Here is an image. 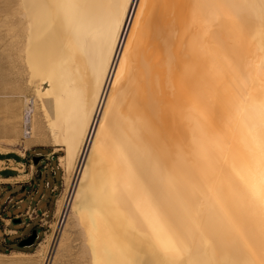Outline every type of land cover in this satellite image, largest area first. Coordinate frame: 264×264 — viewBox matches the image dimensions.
Returning <instances> with one entry per match:
<instances>
[{"label":"bare ground","instance_id":"obj_1","mask_svg":"<svg viewBox=\"0 0 264 264\" xmlns=\"http://www.w3.org/2000/svg\"><path fill=\"white\" fill-rule=\"evenodd\" d=\"M14 3L12 93L43 74L76 113L54 149L68 175L85 157L73 215L89 264H264V0ZM55 98L48 124L64 121ZM24 112L23 149L45 145Z\"/></svg>","mask_w":264,"mask_h":264},{"label":"rangeland","instance_id":"obj_2","mask_svg":"<svg viewBox=\"0 0 264 264\" xmlns=\"http://www.w3.org/2000/svg\"><path fill=\"white\" fill-rule=\"evenodd\" d=\"M11 3H14V0H0V148L4 150L0 152V160H4V163L1 164V167L14 168L16 167L15 166L16 164H14L13 162L15 160L17 162H22L26 164L27 166H29L30 170L33 169L34 171H38L40 169L39 167H37L39 163L37 165L33 164L31 156H36L35 154L44 155L48 151L51 152L54 149V143H56V141L64 144L65 143L64 141L67 140L66 138L69 135L68 133H70L71 127L73 126L72 121L74 119L77 120V118H76V113L72 114V111H70L71 113L70 116L73 117L72 115H75V118L73 117L72 121L70 120L71 118H69L70 116L69 117L65 116L67 114L63 112H62L63 114L62 113L61 114L64 116L59 114L61 112L60 110L61 107L60 104L57 103V98L61 99L62 95L59 90H53V91L51 90L52 92L49 91L48 94H45L46 93L45 90L50 88L48 87V84H42V79L44 78L43 74H37L36 76H34L35 77L34 79L27 77V79L24 80L23 83H20V88H21L20 91L18 93H12L13 91L11 89V85L9 84V55L11 48L10 31L13 25L16 26V29L20 30L21 22L18 19L16 23L13 24V19H12L13 11L17 10L19 7L16 6L15 3L13 5ZM12 6H14V8ZM127 38L128 37H126V39ZM77 91L78 93H80L79 95L77 93L78 95L77 97L80 98L81 94L82 93L84 94V90L78 89ZM109 92H110V88H109ZM47 96L51 99H54V97H56L55 98L56 101L54 102L53 100L54 103L52 104V106L55 107L57 106L56 108L53 107L55 110V115L56 112L59 110L60 112L57 113L58 115H61L62 118H64V121L60 117V120L50 121L51 123L48 124V121L44 117V113H43V100ZM81 97L82 98H80V100L83 99V96ZM25 98L29 100V103L27 105L25 103ZM58 101L60 102V100ZM28 106L34 109V114L37 119L36 121L37 130L40 136L43 138V140L45 141L47 140L48 142L46 141L45 145H36L24 150L23 149L24 139L22 137V134H24L23 132L24 130L26 131V128L23 127L22 121L25 115L24 111ZM78 106L80 105H77V109ZM65 117L67 118L68 121L66 120ZM75 123L76 125L77 123H79L81 127H79V125L77 126L79 127V129L80 128L82 129L84 127L83 124H85V120L84 121L81 120ZM67 128L70 129L68 130ZM53 132H57L58 134L60 133L58 135V139L53 137ZM77 138L80 139L76 140L75 138V140L77 141L75 142L77 143V145H74V147L76 146L75 147L76 151L78 148L81 147L82 133L78 134ZM90 148L91 146L88 148V150H90ZM54 153L57 159L56 163L60 167L59 168L60 170L57 171V177L59 178L61 177L62 187L60 188V190H58V192H54L56 196L52 197V199H50L48 203L50 204L51 208L54 207L53 205L51 206V204L57 205V209H56L57 217L56 219H54V221H52V223L48 224V226L44 228L43 234L40 229H37L38 239L35 241L33 246L20 248L22 249V251L10 250L7 253L0 252V254L6 255V257L0 256V264H89L88 257L84 253L85 249H84V242L81 232L82 228L81 226H79L80 222L78 221L77 218L79 212L78 210H80L79 208H82L83 205L82 203L85 200L82 195L76 192V188L80 183L82 177V172H83L82 170H84V167H86V163L83 165L85 157L84 155L83 157H81V152L78 153V155L77 153L76 155L74 154L73 160L69 162L72 172L68 175L66 173L64 163L62 160V158L65 156L66 153L62 149L56 150V152ZM42 159H46V157ZM47 163L48 161L46 159L44 164H40V167L42 168L43 166H46ZM49 168L50 167L48 165V169ZM5 171H8V169L4 170V172ZM43 188L47 190V192L44 193L45 195H42L43 193L42 194L40 193L44 190ZM30 190H32L30 194H36V191L40 190L39 194L33 197V200L34 202H36L39 199L38 208L39 209L45 208L47 204L45 201L42 200H46L47 197L46 195L48 194L49 191L48 180L44 182L36 183L33 186L30 185L28 187V191L30 192ZM74 193L75 195L73 196ZM11 194L13 193H10L9 195H3V193L0 192V215H1V219L4 220V221H0V237H2L0 239L1 242L0 250L13 248L14 245L18 244L20 240L30 235L31 231L35 229L33 228L32 225H30V223L29 226L26 227V224L28 222L25 219L20 218L21 219L20 224H12V221L11 223L8 222V220L10 219L9 218L10 215L13 212L19 211L17 209L10 207V204H8V201L12 199ZM79 195L82 196V199L80 198ZM77 196H79L78 197L79 201L76 199L77 203L76 201L75 203H73L74 201L73 197L77 198ZM24 208L25 205L21 207L20 209L21 213L24 212L22 211ZM73 214L77 216L76 217L77 219ZM46 220L50 221V218H46ZM34 221L36 222V220ZM9 229L17 230V233L13 234L12 232H9ZM1 230L2 232L5 231V234H3L4 236H2ZM13 253H21L29 256L13 255ZM159 263L169 264L168 260L163 259L161 257Z\"/></svg>","mask_w":264,"mask_h":264},{"label":"crops","instance_id":"obj_3","mask_svg":"<svg viewBox=\"0 0 264 264\" xmlns=\"http://www.w3.org/2000/svg\"><path fill=\"white\" fill-rule=\"evenodd\" d=\"M56 150L53 149L49 154H35L37 157H43L47 159L48 163L46 164L47 166L49 165V169L47 168L46 170L43 169V167H40V164H44L46 159H41L37 167L40 169L38 171H34L33 169L30 170L29 166L22 162H17L13 161L14 164H16L14 168H2L1 164L4 163V160H0V192L3 193V195H9L10 193L12 196V202L10 203V207L19 210L18 212H13L10 215V219L13 220L16 217H19L21 219H25L27 222V217H26V212L35 209L37 212V218L35 221L31 222L30 225L37 229H40L44 231V228L48 226V224L52 223L54 219H56L57 214H56V209L57 205L56 204H51L54 207H50V204L48 203L52 197L56 196L54 192H58L60 188L62 187V181L61 177H57V171H59L60 167L56 163L57 159L55 157ZM27 156V155H25ZM36 156H31V158L36 157ZM10 161V160H7ZM8 169V171H5ZM56 170V171H54ZM48 180L49 182V191L48 194L46 195V200L45 201L47 206L43 209L38 208V200L34 202L33 197L35 195H38L40 190L36 191V194H30L28 191V187L31 185H35L36 183L44 182ZM44 189V188H43ZM47 192L46 189H44L42 192H40L42 195H45L44 193ZM27 194V195H26ZM29 194V195H28ZM41 201V200H40ZM41 201V202H42ZM25 205V208L22 210L24 212L21 213V207ZM50 207V209H49ZM46 218H50V221H47ZM51 226V225H50ZM8 230V229H6ZM2 232V230H1ZM9 232L17 233V230H10ZM5 231L2 232V236H4ZM38 235V234H37ZM2 237H0L1 239Z\"/></svg>","mask_w":264,"mask_h":264},{"label":"water","instance_id":"obj_4","mask_svg":"<svg viewBox=\"0 0 264 264\" xmlns=\"http://www.w3.org/2000/svg\"><path fill=\"white\" fill-rule=\"evenodd\" d=\"M43 157H33L32 162L33 164L37 165L40 160ZM21 219L20 218H15L12 220V224H20ZM38 239L37 231L34 229L31 231L30 235H28L26 238L20 240V242L17 244L18 248H26V247H31L34 245L35 241Z\"/></svg>","mask_w":264,"mask_h":264},{"label":"built area","instance_id":"obj_5","mask_svg":"<svg viewBox=\"0 0 264 264\" xmlns=\"http://www.w3.org/2000/svg\"><path fill=\"white\" fill-rule=\"evenodd\" d=\"M47 168H48L47 165L46 166H43V169H47ZM46 186H47V184H46ZM11 202H12V199H10L8 201V204H10ZM26 217H27V220H28V223L26 224V227H28L29 226V223L33 222L37 218V212H36V210L35 209H31V210L27 211L26 212ZM0 221H4L3 219H1V215H0ZM11 221H12L11 219L8 220V222H10V223H11Z\"/></svg>","mask_w":264,"mask_h":264},{"label":"trees","instance_id":"obj_6","mask_svg":"<svg viewBox=\"0 0 264 264\" xmlns=\"http://www.w3.org/2000/svg\"><path fill=\"white\" fill-rule=\"evenodd\" d=\"M49 153H50V151H48L46 154H49ZM10 250H18V251H22V249L18 248V247H17V244H16V245H14L13 248H7L6 250H0V252H1V253H7V252L10 251Z\"/></svg>","mask_w":264,"mask_h":264}]
</instances>
